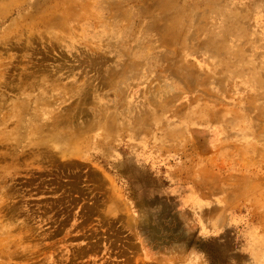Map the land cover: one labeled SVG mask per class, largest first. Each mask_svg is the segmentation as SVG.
I'll use <instances>...</instances> for the list:
<instances>
[{
  "label": "rangeland",
  "instance_id": "obj_1",
  "mask_svg": "<svg viewBox=\"0 0 264 264\" xmlns=\"http://www.w3.org/2000/svg\"><path fill=\"white\" fill-rule=\"evenodd\" d=\"M0 264H264V0H0Z\"/></svg>",
  "mask_w": 264,
  "mask_h": 264
}]
</instances>
